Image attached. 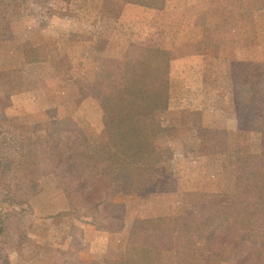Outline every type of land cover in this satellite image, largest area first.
<instances>
[{
    "label": "rangeland",
    "instance_id": "rangeland-1",
    "mask_svg": "<svg viewBox=\"0 0 264 264\" xmlns=\"http://www.w3.org/2000/svg\"><path fill=\"white\" fill-rule=\"evenodd\" d=\"M180 2L158 12L128 0H28L10 19L0 39V71L11 70L2 77L0 119L19 117L39 128L35 136L71 118L102 147L103 109L89 88L103 59L157 46L173 61L167 108L144 116L162 124L155 142L164 159L141 172L136 192L115 197L124 227L100 228L89 212L72 209L39 158L21 167L24 188L0 191V207L18 212L0 236V264H203L205 218L221 213L225 193L259 191L246 153L264 151L257 134L264 130V0H210V16L226 22L207 26L222 41L206 51L201 12L194 5V19L187 17ZM201 129L217 130L204 141Z\"/></svg>",
    "mask_w": 264,
    "mask_h": 264
},
{
    "label": "trees",
    "instance_id": "trees-1",
    "mask_svg": "<svg viewBox=\"0 0 264 264\" xmlns=\"http://www.w3.org/2000/svg\"><path fill=\"white\" fill-rule=\"evenodd\" d=\"M128 2L163 8L166 0ZM27 4L28 0H0V39L9 36L10 19L22 15ZM170 62V51L157 46H142L137 57L103 59L102 69L89 88L103 109L107 130V141L100 148L93 147L83 128L71 118L54 121L41 136L34 134L37 126L19 117L0 119V191L11 195L24 188L26 182H19L22 165L43 158L72 209L89 212L100 228L122 229L124 213L118 207L123 205L115 197L136 192L141 172L164 159L165 152L155 142L162 124L154 119L146 121L144 116L168 106ZM10 72L0 71V86L2 77ZM211 130L217 129H201L204 141L211 138L207 136ZM257 134L264 145V130ZM246 158L249 179L260 183L259 191L225 193L221 213L205 218L200 247L203 264L224 260L264 264V151L248 152ZM12 213L18 212L0 207V236L9 229L8 215ZM103 216L105 223L98 221Z\"/></svg>",
    "mask_w": 264,
    "mask_h": 264
},
{
    "label": "crops",
    "instance_id": "crops-1",
    "mask_svg": "<svg viewBox=\"0 0 264 264\" xmlns=\"http://www.w3.org/2000/svg\"><path fill=\"white\" fill-rule=\"evenodd\" d=\"M170 1L171 0H166V3H165L163 8L148 7V9L151 10V11L154 10V11H158V12H165L167 10V7L170 4ZM180 1H181L180 2V8L178 7V12L183 13V15H186L187 17H191L192 13H188V11H192V8H193L194 5H195L194 7H196V9H197L196 11L197 12L198 11L201 12V17H197V20H198L197 22H198V25L206 27V28L203 29L204 33L198 39V41L203 43L202 44L203 45V47H202L203 51H206V49H205L206 44H210L212 42L215 43L216 41L217 42H221L222 41L218 37L214 36V38H213L211 35H209L210 34L209 30H208V32H205V30H207V26L220 25L221 22L222 23L226 22V18L222 19L221 17L210 16V14H209V11H210L209 5L211 4L210 0H180ZM223 1H225V0H223ZM205 11H207L206 14H205ZM192 19H194L193 16H192ZM171 22H173V21L171 20ZM149 24H151L150 20H149ZM165 26H166V23H165ZM147 34L151 37L154 34V32L151 30L150 33L148 31ZM217 36H220V35H217ZM189 40L190 39H187V41H189ZM214 47H216V45ZM216 55H218V53H216ZM203 56H205V55H203ZM172 61H173V59H171L170 66H172ZM171 72H172V67L170 68V75H171ZM91 227L92 226H89V228H91ZM95 231H97V230L95 229Z\"/></svg>",
    "mask_w": 264,
    "mask_h": 264
}]
</instances>
